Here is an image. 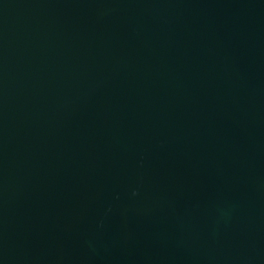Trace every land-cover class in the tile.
<instances>
[{
    "label": "water",
    "instance_id": "obj_1",
    "mask_svg": "<svg viewBox=\"0 0 264 264\" xmlns=\"http://www.w3.org/2000/svg\"><path fill=\"white\" fill-rule=\"evenodd\" d=\"M0 264H264V0H0Z\"/></svg>",
    "mask_w": 264,
    "mask_h": 264
}]
</instances>
